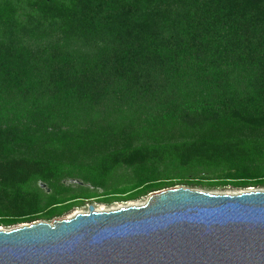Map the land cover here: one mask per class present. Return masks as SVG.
Returning <instances> with one entry per match:
<instances>
[{"label":"trees","instance_id":"trees-1","mask_svg":"<svg viewBox=\"0 0 264 264\" xmlns=\"http://www.w3.org/2000/svg\"><path fill=\"white\" fill-rule=\"evenodd\" d=\"M181 186L264 188V0H0V227Z\"/></svg>","mask_w":264,"mask_h":264},{"label":"water","instance_id":"water-1","mask_svg":"<svg viewBox=\"0 0 264 264\" xmlns=\"http://www.w3.org/2000/svg\"><path fill=\"white\" fill-rule=\"evenodd\" d=\"M0 264H264V190L175 187L141 206L0 229Z\"/></svg>","mask_w":264,"mask_h":264},{"label":"rangeland","instance_id":"rangeland-1","mask_svg":"<svg viewBox=\"0 0 264 264\" xmlns=\"http://www.w3.org/2000/svg\"><path fill=\"white\" fill-rule=\"evenodd\" d=\"M83 185V184H82ZM84 187V191H81L80 193H89V192H96V194L100 195L103 191L101 189H97V188H93L90 185H83ZM181 187H185V186H181ZM186 188V187H185ZM249 189H254V190H264V188H248V189H244V190H236V189H232L230 187L224 189V190H216V191H209L210 193L213 194H230V195H234L240 192H244L247 191ZM194 190H200V191H204L202 189L199 188H194ZM208 192V191H205ZM148 197L142 198L140 200H136V201H129V202H123V201H119V202H113L110 205L105 204L103 201H101L102 199L98 196V197H92V198H88V199H84L81 200L80 204L77 205L76 207H74L70 212L66 213L62 218L60 219H68V218H72L77 214H86L89 213L90 210V206H92L96 212H108V211H115V210H119L122 208H128L131 206H141L143 205L146 201H147ZM59 220V219H58ZM52 221L50 222H46V223H52ZM26 224H21V225H17L14 227H0V229L2 230H11L14 228H18L20 226H23Z\"/></svg>","mask_w":264,"mask_h":264}]
</instances>
